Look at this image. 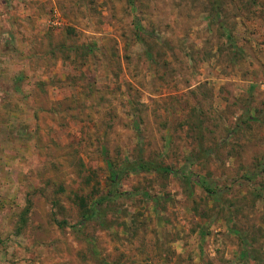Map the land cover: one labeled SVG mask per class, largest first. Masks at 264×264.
Instances as JSON below:
<instances>
[{"label":"rangeland","instance_id":"374dc122","mask_svg":"<svg viewBox=\"0 0 264 264\" xmlns=\"http://www.w3.org/2000/svg\"><path fill=\"white\" fill-rule=\"evenodd\" d=\"M227 263L264 264V0H0V264Z\"/></svg>","mask_w":264,"mask_h":264},{"label":"trees","instance_id":"16d2710c","mask_svg":"<svg viewBox=\"0 0 264 264\" xmlns=\"http://www.w3.org/2000/svg\"><path fill=\"white\" fill-rule=\"evenodd\" d=\"M131 165L132 166L127 167V168L131 169L133 172H137V171H140V172H159V173H164V174H173V175H175V173H172V171L169 168L161 167V166L152 164L151 162H147V161L139 160V162L131 164ZM110 194L111 193H109V195ZM99 201L100 200H98L95 204H98ZM93 212L94 211H93L92 207L89 208L88 211L82 212L81 213V221L84 222V221L90 220V218L92 217V213ZM63 225H65V223H63V222L57 223L58 227H61Z\"/></svg>","mask_w":264,"mask_h":264},{"label":"crops","instance_id":"0c3cea01","mask_svg":"<svg viewBox=\"0 0 264 264\" xmlns=\"http://www.w3.org/2000/svg\"><path fill=\"white\" fill-rule=\"evenodd\" d=\"M229 263H231V262H229ZM229 263H227V264H229Z\"/></svg>","mask_w":264,"mask_h":264}]
</instances>
